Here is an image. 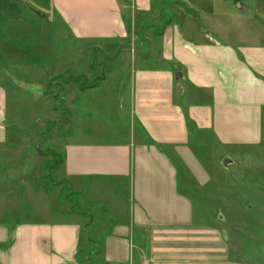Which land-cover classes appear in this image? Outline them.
I'll return each mask as SVG.
<instances>
[{
	"label": "crops",
	"instance_id": "crops-1",
	"mask_svg": "<svg viewBox=\"0 0 264 264\" xmlns=\"http://www.w3.org/2000/svg\"><path fill=\"white\" fill-rule=\"evenodd\" d=\"M164 1L158 28L154 0H0V264L226 261L211 201L219 160L264 143V0Z\"/></svg>",
	"mask_w": 264,
	"mask_h": 264
},
{
	"label": "rangeland",
	"instance_id": "rangeland-1",
	"mask_svg": "<svg viewBox=\"0 0 264 264\" xmlns=\"http://www.w3.org/2000/svg\"><path fill=\"white\" fill-rule=\"evenodd\" d=\"M168 1L171 5L176 2L175 0ZM166 2L164 1L162 4L161 0H154L153 10L150 14H147L150 19L148 18L147 20L146 17V21L144 22L150 21V24L160 28V17L164 14V11H167L165 7ZM128 15L127 25L131 32L130 37L136 38L135 35L140 33L138 25L134 23V21H138L137 14L130 8ZM145 16L146 14H144ZM58 22L57 20V25L60 26ZM66 34L59 27L55 60L57 63L58 60L64 58L63 50L72 46V44L66 41ZM74 46L77 47V44L74 43ZM92 48H96L95 44ZM86 54L88 55H85L82 59L80 58L79 62L89 64V68L85 72L89 75L84 76L80 74V71H77L75 72V77L79 76V80L88 78V80L84 81L87 85L93 84L97 81L95 79L101 77L102 72L91 69L95 65H98V63L107 64L106 58L108 55L103 57L94 50ZM64 74L62 72V75L60 74L56 77L58 83L56 86V99L54 98L56 85L54 80L50 82L51 86L45 87L47 92L45 97L49 100L53 108L54 105L57 107V115L43 112L41 119L31 120L30 127L39 129L42 139L46 137L44 135L47 134L48 137H51L55 132H57L59 137H64L63 125L66 119L64 115L60 117V114H65V104L61 100L60 95V86L65 82ZM240 152L241 155L238 158L230 159L229 157L230 161L228 163H224V159L228 157L222 158L219 160L216 168L215 181L217 180V183L215 185L214 197L211 201L212 206L215 208L213 217L217 219L216 222H218V225L220 222V226L223 227L219 228V237H222L226 243L228 251V253L226 252L227 256H224L227 257L226 261L220 262L219 264H264V143L258 147L246 148ZM59 160L60 157L55 156L46 166L57 165ZM55 178V176L52 175L51 177L49 175L47 181L52 182L54 180L59 182ZM62 190L61 200L63 201L64 199L66 200L68 194L66 185H64V189Z\"/></svg>",
	"mask_w": 264,
	"mask_h": 264
},
{
	"label": "water",
	"instance_id": "water-1",
	"mask_svg": "<svg viewBox=\"0 0 264 264\" xmlns=\"http://www.w3.org/2000/svg\"><path fill=\"white\" fill-rule=\"evenodd\" d=\"M178 76H180L181 74H180V72H178V74H177ZM230 161V159L229 158H225L224 159V163H228Z\"/></svg>",
	"mask_w": 264,
	"mask_h": 264
},
{
	"label": "trees",
	"instance_id": "trees-1",
	"mask_svg": "<svg viewBox=\"0 0 264 264\" xmlns=\"http://www.w3.org/2000/svg\"><path fill=\"white\" fill-rule=\"evenodd\" d=\"M59 162H61V158H60Z\"/></svg>",
	"mask_w": 264,
	"mask_h": 264
}]
</instances>
